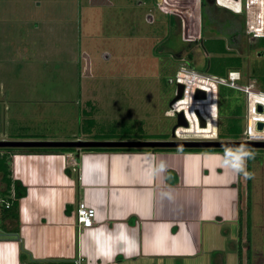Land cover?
<instances>
[{"label":"rangeland","instance_id":"1","mask_svg":"<svg viewBox=\"0 0 264 264\" xmlns=\"http://www.w3.org/2000/svg\"><path fill=\"white\" fill-rule=\"evenodd\" d=\"M232 3L231 0L229 4ZM244 8L242 0V14ZM233 10L236 8L231 5L228 8L216 0H0V81L8 92L4 97L0 88V114L4 105L9 107V116L14 109L15 113L30 116L27 121L17 119L7 124L6 133L16 136L21 131L28 136L43 137L89 129L93 121L87 113L82 118L86 105L82 89L84 92L88 78L94 77L99 81L86 90L92 89V94L102 99L95 98L89 103V111L97 117L95 134L98 138H108L99 140L136 137L140 133L141 137L153 140L203 137L197 139L241 141L243 134L238 138L227 137V120L239 114L235 118L243 129L245 95L242 92L219 86L221 98L210 85L201 88L203 91L197 89L205 91L202 101L195 98L196 90L191 92V81H186L182 83L187 84L183 85L186 88L183 98L171 105L176 94L174 76L180 65L207 74L209 69L218 76H226L230 70L254 75L251 63L256 50L243 51L244 40L240 37H244V16ZM205 38L204 50L201 40ZM258 41L259 49H264V38ZM239 43L241 51L236 49ZM71 53L82 64L72 66L63 60ZM85 54L87 62L83 59ZM44 56L58 57L60 66L36 69L16 60ZM232 56L241 58L240 67ZM256 60L257 69L264 70V58L256 57ZM84 63L95 68L91 70ZM104 76H109V80L101 81ZM244 82L243 79L238 83ZM256 82L261 85L263 81ZM67 111L77 114L79 122L69 126L61 116L54 117ZM178 111L183 112L189 126L177 128L176 137H172L174 114ZM199 117L205 122L204 127L200 126ZM2 126L0 118V131ZM250 135L251 139H264L259 131L251 129ZM0 140L5 139L0 137ZM223 149L242 164L245 180L247 156L250 159L254 217L251 264H264V147ZM3 190L4 186L0 185V193ZM246 198L244 183L239 200L243 215L242 264H246ZM237 244L238 241L234 249Z\"/></svg>","mask_w":264,"mask_h":264},{"label":"crops","instance_id":"2","mask_svg":"<svg viewBox=\"0 0 264 264\" xmlns=\"http://www.w3.org/2000/svg\"><path fill=\"white\" fill-rule=\"evenodd\" d=\"M51 57L16 60L36 69L59 67L58 57ZM83 59L89 61L86 54ZM63 60L72 66L82 64L72 53ZM93 78H88L84 88L99 81ZM0 88L6 97L2 81ZM86 88L82 89L86 102L82 118L87 113L93 121L89 129L43 137L19 131L13 136L6 133V125L17 119L27 121L30 116L15 113V109L9 116V107L3 105L0 137L14 141L99 140L97 117L89 111V103L102 98ZM56 116L69 126L80 119L68 111ZM140 135L111 140H147ZM13 149L2 151L7 154L11 178L26 193L18 201V230H12L13 220L0 228V264H22L23 256L24 261L72 264L78 253L80 264H238L233 245L238 241L239 200L246 180L242 164L227 153L81 149L33 153ZM79 201L94 208L95 219L93 227L77 236L74 214Z\"/></svg>","mask_w":264,"mask_h":264},{"label":"built area","instance_id":"3","mask_svg":"<svg viewBox=\"0 0 264 264\" xmlns=\"http://www.w3.org/2000/svg\"><path fill=\"white\" fill-rule=\"evenodd\" d=\"M231 0H216V3H220L229 8L233 6L236 14L244 16V36L248 41H253L255 39L264 38V0H244L245 10L244 14L240 12L242 9V0H232V4H229ZM229 5V6H228ZM232 10V9H231ZM180 69L175 73L174 81L175 83L182 84L186 81H191L190 89L192 93L201 88H208L210 85L216 91L219 86H224L230 89H234L242 92L245 95V113L242 117L243 119V129L242 133L244 138L243 141H264L261 139H251L250 130L259 131V134H264V90L259 87L256 80L247 74H243L239 70H230L227 72L226 76H218L213 74H207L201 70H187L186 64L180 65ZM245 80L243 84L238 82ZM187 85V84H183ZM184 87V93H185ZM251 96L253 100L250 101ZM174 104V103H173ZM254 105V108L252 107ZM258 106H261L262 110L258 111ZM175 113V112H174ZM173 114V112H172ZM251 115H254L252 117ZM261 116V118H260ZM258 123L263 124L262 129H258ZM4 155V151H0V157ZM72 164L75 166L77 164L76 158H72ZM10 198V197H9ZM12 205L11 200L7 197L0 196V208H9ZM95 210L93 207L86 205L84 202L79 201L74 214L75 226L77 230V236L83 230L89 229L94 226ZM2 237L0 231V238ZM81 255L78 253L77 258L72 264L81 263Z\"/></svg>","mask_w":264,"mask_h":264},{"label":"trees","instance_id":"4","mask_svg":"<svg viewBox=\"0 0 264 264\" xmlns=\"http://www.w3.org/2000/svg\"><path fill=\"white\" fill-rule=\"evenodd\" d=\"M240 36H242L240 34ZM207 38L204 40H201V46L205 50L203 46V42L207 41ZM262 39V38H261ZM261 39H255L253 41H248L247 38L240 37V40H244L243 45H244V52L250 51V50H257L260 48L259 44L260 42L258 40ZM242 44L237 45V50L241 51ZM207 52V51H205ZM208 53V52H207ZM189 56H192L189 54ZM232 59L236 60V66L240 67V62L241 60L240 57L232 56ZM257 60L256 57L252 60V72L254 75H251V77L258 81L261 82L262 88L264 89V70H258L257 67ZM207 69V68H206ZM258 70V71H257ZM202 71V70H201ZM207 71L210 74L216 75L212 73L209 69ZM260 85V86H261ZM223 87V86H221ZM218 95L222 98L223 94L221 92V89L218 88L217 90ZM251 100H253V96H251ZM239 114H235L233 117L228 118L227 120V131H228V136L227 137H232V138H238L240 134L242 133V127L240 126L238 120L235 118V116H238ZM91 121V120H88ZM120 138V137H118ZM125 138V137H123ZM145 139H152V137H144ZM156 138H161V137H155ZM167 138V137H166ZM182 139H199L203 137H179ZM99 139H106V138H99ZM23 151L26 152H33V153H40V152H70L73 151L72 148H21ZM6 150H14L13 148H6ZM19 150V149H18ZM82 151H154V152H159V151H216V152H223L225 153L226 150L223 148H82ZM236 151H239L236 149ZM246 193H247V198H246V207H245V218H244V226H245V240L247 241V246L245 248V257H246V264H251L252 261V251H251V184H252V179H251V163L250 159L247 156L246 159ZM0 181L4 185V190L1 191L0 196L1 197H7V199L11 200L12 205L9 208H0V228L1 226L5 227V221L13 220L15 221V225L13 226L12 230L16 232L18 230V201L21 199L25 193L26 189L22 184L11 178L9 166H8V159H7V154L4 152V155L0 157ZM10 197V198H9ZM238 224H239V236H238V244L236 247V252L238 256V264H242V255H243V248L240 246V243L242 242V237H243V215L242 211L239 209L238 210ZM258 263H260L262 260L259 258ZM22 264H58L56 262L52 261H47V262H40V261H24V256L22 260Z\"/></svg>","mask_w":264,"mask_h":264},{"label":"water","instance_id":"5","mask_svg":"<svg viewBox=\"0 0 264 264\" xmlns=\"http://www.w3.org/2000/svg\"><path fill=\"white\" fill-rule=\"evenodd\" d=\"M244 33V30H243ZM257 58H264V49H257ZM184 86L176 84V94L171 104L183 98ZM196 99L204 98V92L196 90ZM258 106V111H261ZM198 113V112H197ZM177 124L171 130V136L175 137V128L189 126L185 120L183 112L177 114ZM201 127L205 122L199 117ZM258 129L263 128L262 123H258ZM264 141H235V140H71V141H17L0 140V148H263Z\"/></svg>","mask_w":264,"mask_h":264},{"label":"clouds","instance_id":"6","mask_svg":"<svg viewBox=\"0 0 264 264\" xmlns=\"http://www.w3.org/2000/svg\"><path fill=\"white\" fill-rule=\"evenodd\" d=\"M219 88V87H218ZM218 88H217V90H218ZM200 90H202V89H200ZM216 90V91H217ZM203 91V90H202ZM205 92V91H204ZM179 112V111H178ZM178 112H176V113H178ZM174 114V113H173ZM173 114H171V115H173ZM175 133H176V131H175ZM175 137H176V134H175ZM175 140H189V139H180V138H178V137H176V139ZM213 140H216V138L215 139H213Z\"/></svg>","mask_w":264,"mask_h":264},{"label":"flooded vegetation","instance_id":"7","mask_svg":"<svg viewBox=\"0 0 264 264\" xmlns=\"http://www.w3.org/2000/svg\"><path fill=\"white\" fill-rule=\"evenodd\" d=\"M175 87H176V86H175ZM174 96H175V95H174ZM172 104H173V103H172ZM172 104H171V105H172ZM176 114H177V113H175L174 115H175V118H176V124H177V115H176ZM174 115H173V116H174ZM180 127H181V126H180ZM172 128H173V127H172ZM178 128H179V127H178ZM176 130H177V128H175V131H176ZM189 140H198V139H189Z\"/></svg>","mask_w":264,"mask_h":264}]
</instances>
